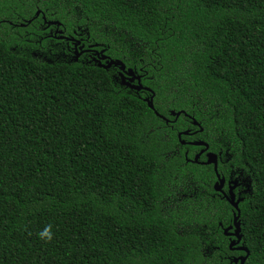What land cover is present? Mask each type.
Segmentation results:
<instances>
[{"label":"trees","instance_id":"16d2710c","mask_svg":"<svg viewBox=\"0 0 264 264\" xmlns=\"http://www.w3.org/2000/svg\"><path fill=\"white\" fill-rule=\"evenodd\" d=\"M245 256L264 264V0H0V264Z\"/></svg>","mask_w":264,"mask_h":264},{"label":"water","instance_id":"95a60500","mask_svg":"<svg viewBox=\"0 0 264 264\" xmlns=\"http://www.w3.org/2000/svg\"><path fill=\"white\" fill-rule=\"evenodd\" d=\"M76 56H78V52H76ZM110 65H119L121 66V70L124 71V66L121 62H114V61H110L109 63ZM108 64V65H109ZM110 65L108 67H110ZM106 68V67H105ZM128 75L130 76H133L132 72H128ZM138 80V78H137ZM148 105L151 109H153V105H152V99H150V101L148 102ZM157 114V113H156ZM178 115V114H177ZM196 145H204L203 143H196ZM198 156H196V160H197ZM206 164H213V167H214V172L216 173V176H217V183L214 185V190L216 192H222V187H223V180L219 177V175L217 174V166H216V156L213 155V154H210L208 153L207 154V161L205 162ZM224 198L235 208H237V205L236 203L233 201V195L232 193H229V195H225L224 194ZM238 215H239V212H238ZM238 215L234 218L233 220V224L237 227L236 229V232L234 233V236H237L238 237V233H239V229H238V226L236 225V222H237V218H238ZM239 249H242L244 250L243 248H239ZM246 259V256L243 257L241 259V262L240 264H243V262L245 261Z\"/></svg>","mask_w":264,"mask_h":264},{"label":"rangeland","instance_id":"374dc122","mask_svg":"<svg viewBox=\"0 0 264 264\" xmlns=\"http://www.w3.org/2000/svg\"><path fill=\"white\" fill-rule=\"evenodd\" d=\"M55 32H56V33H59V31H55ZM78 50H79V53H78V57H79L80 54H81L82 52H84V51H81V49H80L79 47L77 48V51H78ZM69 51H70L69 55L66 56V53L63 51V49H60V50L56 51V52L53 54V52H52L50 49L47 48V50H46V52L43 54V56H45V57H49V56H51V55L53 54V55H55V56H59V57H61L63 60L66 59L65 61L77 60V56H76V54H75L74 47H73L72 49H69ZM88 51H89V50H88ZM71 52H72V54H71ZM38 53H39V52H38ZM94 53H95V52H94ZM95 54L97 55V53H95ZM101 59H102V58H101ZM88 61H91V62H94V63H97V62H98V60H97L94 56H92V55H88ZM109 65H110V64H109ZM109 65L106 64V65H104V67L108 68ZM120 80H121V83H122V84H124V85H126V86H132L129 82L126 81L125 78L121 77ZM235 185H237V184L234 183V186H235ZM232 189H233V188L230 187V193H231V190H232ZM224 233L228 234V231L225 230ZM234 262H236V260H234Z\"/></svg>","mask_w":264,"mask_h":264},{"label":"clouds","instance_id":"9594fccd","mask_svg":"<svg viewBox=\"0 0 264 264\" xmlns=\"http://www.w3.org/2000/svg\"><path fill=\"white\" fill-rule=\"evenodd\" d=\"M38 237L46 242H51L53 240L51 225L46 226L42 231L38 233Z\"/></svg>","mask_w":264,"mask_h":264},{"label":"flooded vegetation","instance_id":"af4514ba","mask_svg":"<svg viewBox=\"0 0 264 264\" xmlns=\"http://www.w3.org/2000/svg\"><path fill=\"white\" fill-rule=\"evenodd\" d=\"M203 151H204V150H199V155H200V153H202ZM199 155H198V156H199ZM223 184H224V183H223ZM226 230L228 231V234L224 233L226 236H229V237H232V236H233V237H237V236H234V234H233V232L231 231V229L228 228V229H226ZM230 242H231V243H230V246H229L230 249H234V248H236V247H235V246H236V242H233L232 239L230 240ZM238 249H239V248H238ZM234 260H236V262H237V259H235V258L232 259L233 263L235 264L236 262H234ZM239 262H241V261H239ZM239 264H240V263H239ZM243 264H244V262H243Z\"/></svg>","mask_w":264,"mask_h":264}]
</instances>
